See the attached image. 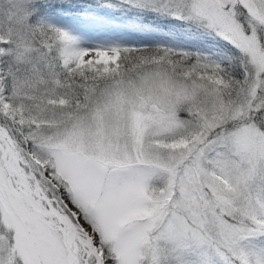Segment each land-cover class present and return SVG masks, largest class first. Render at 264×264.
Here are the masks:
<instances>
[{"label": "snow or ice", "instance_id": "obj_1", "mask_svg": "<svg viewBox=\"0 0 264 264\" xmlns=\"http://www.w3.org/2000/svg\"><path fill=\"white\" fill-rule=\"evenodd\" d=\"M0 264H264V0H0Z\"/></svg>", "mask_w": 264, "mask_h": 264}]
</instances>
